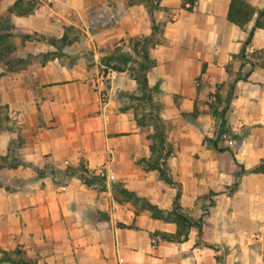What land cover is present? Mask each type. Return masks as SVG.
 Wrapping results in <instances>:
<instances>
[{"label": "crops", "instance_id": "crops-1", "mask_svg": "<svg viewBox=\"0 0 264 264\" xmlns=\"http://www.w3.org/2000/svg\"><path fill=\"white\" fill-rule=\"evenodd\" d=\"M14 1L1 0L0 11ZM34 1L32 12L12 14L22 35L13 54L27 62L0 75V156L10 141H23V163L0 169L3 183L21 180L0 187V249L19 248L37 264L260 260L251 235L264 222V171H253L264 161V27L245 45L253 22H231V0H195L191 10L183 0H123L129 14L120 23L79 43L104 0H53L55 11ZM246 1L264 8V0ZM67 24L80 31L66 33ZM135 39L148 56L144 91L135 78L142 61ZM118 51L126 63L108 59ZM100 63L121 67L105 111L90 84ZM158 146L171 182L144 161ZM47 164L103 169L104 184L36 177ZM117 185L166 211L177 198L182 212L202 218L201 229L191 226L184 240L163 239L176 233L177 222L152 216Z\"/></svg>", "mask_w": 264, "mask_h": 264}, {"label": "trees", "instance_id": "trees-1", "mask_svg": "<svg viewBox=\"0 0 264 264\" xmlns=\"http://www.w3.org/2000/svg\"><path fill=\"white\" fill-rule=\"evenodd\" d=\"M1 1V0H0ZM128 3L134 4L139 3L142 0H127ZM186 4H189L186 6ZM195 4V0H183V5L191 10L192 6ZM35 8V1L34 0H15L14 3L7 9L5 13L0 12V61L2 59H5V69L4 71H14L16 68H19L20 66H23L27 61L26 58L21 57H10V54L15 50L16 46L13 43L12 39L14 37V23L12 22V14L15 15H26L30 12H32ZM228 19L239 25L240 27H244L247 23L250 21L253 22L251 29L248 31V36L244 42L245 45H248L251 41V38L254 34V31L257 28H263L264 27V8L257 9L254 6H252L250 3H248L246 0H231L228 10ZM51 43H56L54 39H49ZM65 39L62 38L59 40L61 44H64ZM130 43H132L133 48L138 50L142 56V61L139 63V66L137 68L135 78L137 79L138 83V89L140 90H146L147 88V81L144 74V70L149 65L148 62V56L143 50V47L140 46L141 42L135 40H131ZM245 51V46L242 49V53ZM10 57V58H9ZM108 59H116L119 63H126L128 60V57L126 53L122 51L114 52L108 56ZM110 64V63H109ZM14 65H18L19 67H15ZM112 67L116 70H121V67L119 65H112ZM3 72H0L1 74H4ZM23 141L21 138L14 139L10 141V147L8 150V153L6 155L0 156V169L1 168H11L16 167L19 164H22V160L20 159L18 148L22 145ZM159 148H156V156L155 158L144 160L145 163L156 170L159 171L160 177L166 181L171 182L170 178L167 176V170L163 166V163L161 161V157L164 153L163 146H158ZM153 151V148H152ZM253 171H264V161L258 166H256ZM46 175H50L53 180L58 184H65L67 179L69 177L75 176L81 180L82 183H84L87 186L92 185H100L102 187L103 183V176H100L96 172L89 171L86 169L82 164L78 167H71L67 166L66 168H57L52 164H47L43 168L37 169L36 171V177H44ZM21 181L20 179H18ZM3 186L0 182V187ZM119 193L123 198L129 200H133L135 203L139 202L141 203L142 208L148 209L152 216L157 218H162L165 220H174L177 222L178 228L175 234L168 235V234H160L163 239L166 240H184L187 237L188 229L191 226H197L199 229H201L202 225V218L194 219L190 217L189 215L182 212L181 207L177 204V198H176V205L174 206V209L172 211H166L158 208L156 205L150 203L145 198L140 197L136 195L135 192L130 191L124 187H118ZM114 186V188H116ZM158 234V233H154ZM0 252L4 254L3 259L6 261H12L11 257L7 255V251L0 249ZM20 253V251H18ZM0 258V262H1ZM14 261V260H13ZM17 264H37L36 260L31 258H22L19 257Z\"/></svg>", "mask_w": 264, "mask_h": 264}, {"label": "built area", "instance_id": "built-area-1", "mask_svg": "<svg viewBox=\"0 0 264 264\" xmlns=\"http://www.w3.org/2000/svg\"><path fill=\"white\" fill-rule=\"evenodd\" d=\"M187 4L186 6H188ZM194 6V5H193ZM192 6V8H193ZM129 14V7L123 0H104L96 9L93 15L88 17L83 24L79 43L90 35L94 30L101 28L113 27L120 23L125 16ZM117 75V70L112 65L99 64V72L97 76L91 80V87L97 93L102 103V110L105 111L108 100V85L111 80ZM223 137L226 134L222 135ZM97 174L104 176L103 169H100ZM252 243L258 248L260 257L264 258V222H260L254 229L251 235Z\"/></svg>", "mask_w": 264, "mask_h": 264}, {"label": "rangeland", "instance_id": "rangeland-1", "mask_svg": "<svg viewBox=\"0 0 264 264\" xmlns=\"http://www.w3.org/2000/svg\"><path fill=\"white\" fill-rule=\"evenodd\" d=\"M46 1V8L47 9H52V10H54L55 11V4H54V1L53 0H45ZM142 1H145V0H142ZM45 5V4H44ZM35 6H37L36 5V1H35ZM1 12V11H0ZM2 13V12H1ZM88 15V14H87ZM89 16V15H88ZM87 16V17H88ZM83 19H86V17L85 18H83ZM83 22H84V20H83ZM63 27H64V31L66 32V33H68V34H74L76 31L77 32H79L80 31V29H79V27H76V26H74L73 24L71 25V24H67V25H62ZM38 33L37 32H33V33H31L30 35H37ZM19 38L20 39H22V35L21 34H17V33H15V31H14V37H13V39H12V41H13V43L15 44V46H17V44L19 43ZM18 42V43H17ZM64 42V41H63ZM61 43V42H60ZM16 49V48H15ZM14 52V51H13ZM13 52L10 54V57H14V54H13ZM9 57V58H10ZM28 59L29 60H31L32 59V57H28ZM5 66H6V63H5V59H2L1 61H0V72H3L4 71V69H5ZM15 67H16V65H14ZM4 73H5V71H4ZM6 126V120H5V109H4V105L3 104H0V131L2 130V129H4V127ZM0 182H1V184L4 186V184H6V183H3L4 181L0 178ZM21 183V181H19L18 179H11L10 180V182L8 183V184H6V187L7 188H10V187H14V185H17V184H20ZM13 185V186H12ZM139 205L141 204V203H139V202H137ZM18 251H20V253L18 252ZM7 255H9L10 257H11V259H12V261H6V260H4L3 259V257H4V254L2 253V252H0V258L2 259V261H5L6 263H1V264H17V261H18V259H19V257H22V258H25V259H27V257L24 255V252L21 250V249H19V248H16V250H14V251H7ZM259 259L260 260H258V258L255 260V261H251L250 263L251 264H264V258H260L259 257ZM14 260V261H13Z\"/></svg>", "mask_w": 264, "mask_h": 264}]
</instances>
